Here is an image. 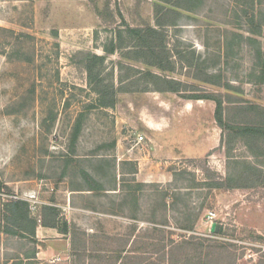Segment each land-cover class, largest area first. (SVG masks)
Listing matches in <instances>:
<instances>
[{
  "label": "rangeland",
  "instance_id": "1",
  "mask_svg": "<svg viewBox=\"0 0 264 264\" xmlns=\"http://www.w3.org/2000/svg\"><path fill=\"white\" fill-rule=\"evenodd\" d=\"M156 2L0 0V225L8 199L39 221L34 237L0 228V264H264V137L251 151L213 100L182 96L221 95L230 124L258 119L247 109L264 106V0H179L163 26ZM147 27L162 31L168 70L133 46L128 29ZM118 30L123 46L104 52ZM85 53L106 57L113 108H90ZM148 71L187 91L141 90ZM228 177L241 186L207 185ZM44 206L78 234L41 237Z\"/></svg>",
  "mask_w": 264,
  "mask_h": 264
},
{
  "label": "trees",
  "instance_id": "2",
  "mask_svg": "<svg viewBox=\"0 0 264 264\" xmlns=\"http://www.w3.org/2000/svg\"><path fill=\"white\" fill-rule=\"evenodd\" d=\"M179 0H157L155 4L156 8V24L158 26H163L164 24L160 21L161 14H168L177 13L179 5ZM167 5V6H166ZM164 11V12H162ZM253 19L252 17L249 18V22L252 23ZM162 31L157 30L154 27H147L145 29L140 28H129L128 34L129 37L134 41L133 46L136 48H140L145 54H148L147 61L145 60V64L150 66H156L160 70H168L166 63L167 62V56H169L166 46L162 41L163 34ZM255 32V31H251ZM116 41H115V39ZM107 44L103 46V51L106 53H114L116 49H119L123 46V36L122 31L118 30L116 35L114 36ZM250 40H253L252 37H249ZM141 51V52H142ZM85 60L83 62V68L85 69L87 73V82L88 85L91 87L92 91L96 94V99L94 105L90 106V108H113L116 103V94L117 92H120V90L115 86L114 81L111 79L107 81L103 76H101V70L103 68L104 61L106 57L104 55H98L95 53H85ZM166 59V61L163 60ZM263 64V63H262ZM264 65V64H263ZM264 67V66H263ZM146 76L150 78L151 80L148 81L152 84V88L147 85L144 87L143 91H158V92H175L178 94H183V92H186V87L188 86L187 83H184L182 81L168 78L165 76H161L155 73H152L148 71L146 73ZM209 76H203V77H194L195 79H199L206 83H213L217 84L219 86H222L223 88L229 90L233 88L228 82H225L223 84L212 82L209 78ZM260 82L262 83L264 80V68L262 69V76L259 77ZM149 83V84H150ZM124 91V90H121ZM130 91V90H125ZM187 98H193V99H210L215 102V119L219 126L223 130H229L231 137L237 138L239 136L244 137V144L247 146V148H250L249 150L252 151V141H254V144L256 145L259 142V137H264V106H261L259 104H250L249 108L247 110L255 111L257 117V120H252L248 122H243L239 124H230L223 118V99L221 95H216L214 93H204L203 95H197L194 93V95H182ZM226 101H229L231 103L238 102L231 100L229 96L227 97ZM239 104V103H238ZM249 110V111H250ZM80 120L77 118V122L74 125L73 129V136L72 140L75 141L77 138V135L80 130ZM232 138V139H233ZM231 140L229 139V142ZM260 144L261 141L259 142ZM259 144V145H260ZM228 148V147H227ZM229 183H223V182H211L207 183L209 187H240L241 185H237L236 183H232L233 179L232 177H228ZM231 182V183H230ZM100 189V188H99ZM5 211L7 212L5 214V220L4 224L0 225V228L3 232L11 235H18V236H35L36 227L38 226V218L32 217L30 215L28 204L27 202L19 199H8L4 203ZM43 217L42 220H40V223L42 226L52 227L57 229L60 233L63 234H70L75 236L78 234V229L72 225L71 227L68 225L66 221H57L58 218V211L53 206H44L43 207ZM190 220V219H189ZM183 229H191V221L184 225H181ZM216 233L220 232V228L215 231ZM81 236L84 235V233H79ZM78 250V248H77ZM211 252H207L205 255V259L208 260ZM121 264V263H120ZM203 264H208L204 261Z\"/></svg>",
  "mask_w": 264,
  "mask_h": 264
},
{
  "label": "crops",
  "instance_id": "3",
  "mask_svg": "<svg viewBox=\"0 0 264 264\" xmlns=\"http://www.w3.org/2000/svg\"><path fill=\"white\" fill-rule=\"evenodd\" d=\"M137 145V144H136ZM137 146H139V147H141L142 146V143L141 142H139L138 143V145ZM130 151V149L128 150V152ZM146 157V156H145ZM145 157H143V158H145ZM71 193H75V192H80V193H84V192H87V193H90L91 192V190L89 189H71V191H70ZM50 231H56L55 230V228H52V227H44V229H43V231H41V237H44V236H46V234L48 233V232H50ZM41 252H39V254H40Z\"/></svg>",
  "mask_w": 264,
  "mask_h": 264
},
{
  "label": "built area",
  "instance_id": "4",
  "mask_svg": "<svg viewBox=\"0 0 264 264\" xmlns=\"http://www.w3.org/2000/svg\"><path fill=\"white\" fill-rule=\"evenodd\" d=\"M143 140H144V137L142 135H138L136 138L137 143L142 142ZM214 216H215V214L213 212L208 213V218L210 219L211 224L214 222ZM211 224H210V226H211Z\"/></svg>",
  "mask_w": 264,
  "mask_h": 264
},
{
  "label": "water",
  "instance_id": "5",
  "mask_svg": "<svg viewBox=\"0 0 264 264\" xmlns=\"http://www.w3.org/2000/svg\"><path fill=\"white\" fill-rule=\"evenodd\" d=\"M216 227H217V224H216L215 222H213V223L211 224L210 231H211V232H215V231H217Z\"/></svg>",
  "mask_w": 264,
  "mask_h": 264
}]
</instances>
